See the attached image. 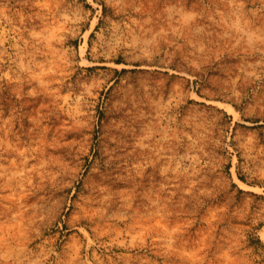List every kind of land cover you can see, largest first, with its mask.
Listing matches in <instances>:
<instances>
[{
  "label": "rangeland",
  "instance_id": "1",
  "mask_svg": "<svg viewBox=\"0 0 264 264\" xmlns=\"http://www.w3.org/2000/svg\"><path fill=\"white\" fill-rule=\"evenodd\" d=\"M0 264H264V0H0Z\"/></svg>",
  "mask_w": 264,
  "mask_h": 264
}]
</instances>
